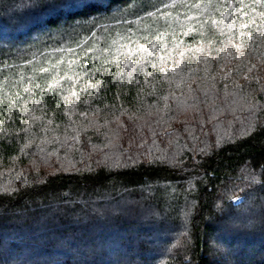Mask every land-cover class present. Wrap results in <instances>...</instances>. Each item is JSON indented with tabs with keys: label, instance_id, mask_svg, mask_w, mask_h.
<instances>
[{
	"label": "trees",
	"instance_id": "trees-1",
	"mask_svg": "<svg viewBox=\"0 0 264 264\" xmlns=\"http://www.w3.org/2000/svg\"><path fill=\"white\" fill-rule=\"evenodd\" d=\"M261 13L0 0V264H264Z\"/></svg>",
	"mask_w": 264,
	"mask_h": 264
},
{
	"label": "snow or ice",
	"instance_id": "snow-or-ice-1",
	"mask_svg": "<svg viewBox=\"0 0 264 264\" xmlns=\"http://www.w3.org/2000/svg\"><path fill=\"white\" fill-rule=\"evenodd\" d=\"M254 3L255 4H258V5H261L262 7H264V0H254ZM261 17L264 18V13H261ZM252 23L255 24V21H252ZM244 27H248V25H245ZM249 38H251V36ZM45 71H47V70H45ZM72 95L75 96L76 93L73 92Z\"/></svg>",
	"mask_w": 264,
	"mask_h": 264
}]
</instances>
